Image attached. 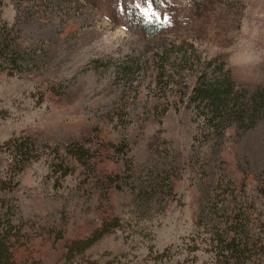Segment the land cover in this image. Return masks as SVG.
Wrapping results in <instances>:
<instances>
[{"label": "rangeland", "instance_id": "rangeland-1", "mask_svg": "<svg viewBox=\"0 0 264 264\" xmlns=\"http://www.w3.org/2000/svg\"><path fill=\"white\" fill-rule=\"evenodd\" d=\"M0 4L45 60L0 75V213L18 262L68 263L70 241L101 231L73 264H223L232 227L264 264V0ZM223 81L221 101L196 92ZM26 136L41 157L21 170L5 144Z\"/></svg>", "mask_w": 264, "mask_h": 264}, {"label": "trees", "instance_id": "trees-1", "mask_svg": "<svg viewBox=\"0 0 264 264\" xmlns=\"http://www.w3.org/2000/svg\"><path fill=\"white\" fill-rule=\"evenodd\" d=\"M147 28L149 33L154 34L158 31L154 23H147ZM44 59H40V56L28 51L25 48L22 41L15 31L14 28L8 27L7 22L2 18V5L0 4V75L6 70H24L29 69L31 66L42 65ZM45 61V60H44ZM223 81V84L219 83V88H196V92L199 95H207L208 97L215 100H222L220 96L222 93L228 94L229 86L228 82ZM224 86V88H223ZM8 152L11 155V166H18L19 169L23 170L29 159H38L41 157L42 144L37 143L32 140L31 137H21L8 141L5 144ZM87 149L80 145L79 149L73 155H69V158L81 162ZM68 170L64 169L63 176L68 174ZM15 230V225L7 213H0V264H25L18 262L14 257V245L12 242L13 232ZM222 239L219 238V242L223 247V255L225 258V263L223 264H247V258L245 257V248L243 245L236 241L233 228L229 227L223 232ZM102 235L101 231H96L92 236L83 239H75L70 241L67 246V252L65 259L68 263L73 264L72 260L74 256L78 254H83L87 249H89L92 244L98 240ZM219 249V248H218ZM220 250V249H219ZM31 264H44L40 260H35ZM81 264V263H80ZM86 264H97L93 261H88ZM106 264H113L112 261Z\"/></svg>", "mask_w": 264, "mask_h": 264}]
</instances>
